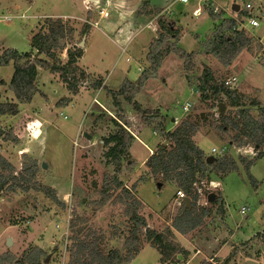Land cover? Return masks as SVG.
<instances>
[{
    "label": "rangeland",
    "instance_id": "374dc122",
    "mask_svg": "<svg viewBox=\"0 0 264 264\" xmlns=\"http://www.w3.org/2000/svg\"><path fill=\"white\" fill-rule=\"evenodd\" d=\"M217 2L0 0V55L10 48L38 57L32 39L48 35L57 22L63 23L66 30L61 47L54 52L56 60L70 68L69 52L81 55L72 66L78 69L75 89L69 83L74 75H68L66 82L60 73L39 67L37 94L29 103L20 102L11 87L13 66L0 69V80L5 82L0 87L1 103L17 104L20 109L16 117H0V157L11 167L7 166L4 174L18 180L23 176L22 185L29 188L28 192L16 190L12 181L0 192V257L21 264L39 248L47 252L45 264H78L80 241L97 246L103 257L115 251L126 254L133 222L126 216L128 206L117 201L123 189H116L114 166L105 157L110 146L106 147L104 140L117 132L112 122L118 115L113 92L126 80L137 81L150 68L148 55L159 37L162 19L175 22L180 48L188 54L197 53L196 69L188 72L184 62L171 54L163 61L158 77L134 93L133 100L147 114L158 113L168 119L171 130L185 122L195 125L197 133L192 140L196 151L204 156L188 160L170 180L153 176L147 166L149 158L164 144L172 149L174 142L167 143L154 127L143 128L142 114L122 97L123 108L118 112L141 133L136 132L130 150L132 169L124 164L119 181L141 203L139 215L147 220L148 228L163 233L168 228L174 230V220L182 209L176 194L191 180L190 161H195L200 168L196 179L205 183L204 199L210 194L216 199L221 197L226 213L220 214L213 203L205 214L195 206L199 214L195 222H201L184 233L174 230L176 244L187 254H177L175 262L169 264H246L248 259L264 264V158L258 159L264 149L259 152L231 144L229 137L235 132L222 134L219 127L225 124L222 118L235 117L238 110L230 106L225 95L205 100L201 92L206 69L212 71L219 85L235 76L238 82L231 90L238 93L254 119L264 114V27L252 29L244 16L239 17L251 4L255 7L254 17L264 22V0ZM234 6L240 7L239 13L233 11ZM197 8H202L200 17L193 14ZM211 10L238 22L237 29L227 32V37L242 31L243 41L249 42L229 67L212 54H205L203 48L214 37ZM87 27L89 34L84 36ZM38 58L53 61L44 54ZM187 102L192 108L184 113ZM37 130L41 135L35 139ZM76 141L78 148L74 146ZM214 149L221 155L214 156ZM209 156L217 159L214 164L207 163ZM242 158L254 162L250 173L260 183L258 190L249 183ZM223 160L235 161L239 173L218 174L217 164ZM35 185L52 189L66 206L33 190ZM107 186L110 189L105 192ZM243 207L247 208L245 216L240 213ZM140 243L142 250L131 264H162L160 252L148 243L145 231ZM226 244L230 250L221 253Z\"/></svg>",
    "mask_w": 264,
    "mask_h": 264
},
{
    "label": "trees",
    "instance_id": "16d2710c",
    "mask_svg": "<svg viewBox=\"0 0 264 264\" xmlns=\"http://www.w3.org/2000/svg\"><path fill=\"white\" fill-rule=\"evenodd\" d=\"M239 17H245L247 13L241 11ZM211 19L214 23H220L217 30L214 33L213 39H210L203 46L205 54H212L214 57L218 58L221 62L226 63V66H230L233 57L237 56L244 46L249 44L245 39V35L242 31L234 32V36L227 37V32H232L237 29L238 22L236 20L224 19V15H218L214 10L210 11ZM159 37L152 43L150 54L148 55V61L150 63V68L146 70L137 81L132 82L126 80L124 84L120 87L117 92H113L114 106L118 110L123 108V97L124 101L132 106L142 114L140 125L143 128H152L160 133V137L166 139L168 142H174V147L168 148L166 144L162 145L159 152L152 155L147 166L151 170V173L155 177H161L164 180H170L173 174L181 167V165L188 161L199 160L203 157V153L196 151V145L192 140L197 129L195 125L188 122L183 123L181 126L174 130L169 127V120L162 117L160 114L155 113L151 116L146 112L142 111L140 105L134 102V93L140 92L145 84L152 79L158 77L159 70L163 61L171 54L176 55L179 59L184 62V67L188 72H193L196 69V55L197 53L188 54L185 50L180 48L178 40V30L174 31L175 22L172 20L163 21L159 20ZM84 36L89 34L90 27H87ZM65 27L63 23L57 22L52 25L51 31L48 35H37L32 41V48L39 56L41 54L47 55L53 61H48L45 59H40L33 55V53H20L15 49H7L3 51L0 55V69L13 66L15 74L11 81V87L15 93L16 98L20 102H31L34 95L37 94L36 81L38 77V68L50 71L52 73H60L64 80L67 82L68 75H74L71 80L70 86L75 89V84L78 81L75 79V74L77 73V67H72L77 64L78 59L81 58L79 53L69 52V62L67 67H62L60 63L56 60L55 50L61 47V40L64 39ZM81 52V50H80ZM232 57H229V56ZM229 57V60L227 58ZM228 60V61H227ZM84 75L80 74V79H83ZM5 82L0 80V87L4 86ZM102 85L98 89H101ZM202 96L205 100L211 98H222V95L228 97L230 101V106L238 110L235 117H225L222 121L225 123L220 128L222 134H227L230 130L235 132L236 135L229 137L231 144H236L238 147H253L257 151L261 152L264 149V114L259 118L254 119L251 115L250 109L243 103L241 97L235 91L230 88L225 87L224 83L216 84V79L210 69H206L202 76L201 85ZM0 94V117H16L20 114V109L17 104L13 103H1ZM222 101V100H221ZM257 106V103L254 104ZM116 118L112 119L115 127H117V132H115L111 137L104 140V145L109 147L108 152L105 157L110 165L114 166L115 175L113 180L116 183V189H123V196L120 195L117 198L118 202L126 204L128 209L126 211V216L131 218L133 222L130 237L126 241L125 250L126 254L122 255L119 251H115L103 257L100 251L97 250V246L94 244H88L86 242L80 241L78 245L76 256H78V264H131V262L136 258L138 253L142 250L140 237L143 232H146V239L148 243L155 249H157L161 254L162 264H169L175 262V257L179 253L187 254L182 251L179 245L176 244L175 231L179 233H184L188 230L195 228L199 222H195L199 214L196 212L195 206L187 209L183 207L180 209V214L174 220V230L168 228L165 232L159 233L156 230L148 228L147 220L139 215L140 202L138 199L133 197L132 192L127 188L123 187V184L119 181V176L123 172L124 164L128 166V169H132L131 154L130 150L135 140L136 132L141 133V129H133V125L118 112ZM264 113V111H263ZM162 118V119H161ZM229 135V134H228ZM264 158V153L259 155V160ZM242 164L245 165V171L247 172L249 183L253 189L258 190L260 188L259 181L251 175L250 171L254 165V162H249L246 159H241ZM191 161L190 167L191 171L198 174L197 166ZM217 173L223 175H230L232 173H239V166L233 160H223L219 161L217 164ZM8 163L5 159L0 157V192H2L12 181H15L16 190H23L25 192L29 191L28 187H23L22 180H18L15 176H6L4 171L7 168ZM12 174V173H11ZM197 181L194 178L185 187L186 193L189 195L192 191V184ZM33 190L42 192L46 197L50 198L53 203L64 206L60 203L56 197V193L52 189H45L40 186L32 187ZM110 187L107 186V191ZM213 205L219 208L220 214L225 215L224 202L221 197L213 202ZM66 206V205H65ZM64 206V207H65ZM47 257V252L43 249H35L30 254H28L21 264H45V259ZM0 264H17L15 260L9 259L8 257H0Z\"/></svg>",
    "mask_w": 264,
    "mask_h": 264
},
{
    "label": "built area",
    "instance_id": "2783aa9c",
    "mask_svg": "<svg viewBox=\"0 0 264 264\" xmlns=\"http://www.w3.org/2000/svg\"><path fill=\"white\" fill-rule=\"evenodd\" d=\"M190 1L191 0H176L177 3H181V4H188ZM202 1H207V0H202ZM200 11L201 10H195L194 14L198 16V15H200ZM244 11L247 13V15L244 18L247 21V24L252 29H259L261 27H264V22H262L261 20H259L256 17H254V15H253L254 11H255V7L254 6H252L251 4H247ZM263 19H264V17H263ZM237 82H238V78L234 76V77L229 78L228 80H226L224 82V84H225V87L232 89L237 84ZM94 102H96L101 107V103L97 102V100H94ZM191 108H192L191 103L187 102L183 106L184 113H188L191 110ZM74 146H75V148H78V146H79L78 142L75 143ZM217 152L218 151L216 149H214L212 151L214 156L221 155L220 152L219 153H217ZM216 154H218V155H216ZM186 162H184V163H186ZM197 170H200V168H197ZM176 172L173 174V176L176 174ZM190 176H191L190 177L191 180L189 182H191L194 178H197L196 177V173H194V172H191ZM172 177L170 179H172ZM189 182L187 183V185L189 184ZM187 185L183 186L182 189L177 192V194H176L177 205L179 207H181V208L185 207V199L189 198L190 201H191L192 206H197V207L201 208V210H202L201 214H205L206 212H209V209H208L209 204H210L209 198L208 199H204V193H203V189L205 187V183L203 181H195L192 184V191H191V193L189 195L184 190ZM240 213H241L242 216H245L247 214V208L243 207L241 209ZM262 259H264V254L262 255ZM253 261L258 263V264H261V262H259L257 260H253Z\"/></svg>",
    "mask_w": 264,
    "mask_h": 264
},
{
    "label": "water",
    "instance_id": "95a60500",
    "mask_svg": "<svg viewBox=\"0 0 264 264\" xmlns=\"http://www.w3.org/2000/svg\"><path fill=\"white\" fill-rule=\"evenodd\" d=\"M233 11L235 12V13H239L240 12V7L239 6H234L233 7ZM85 40V39H84ZM84 46V42H83V44H82V47ZM220 108H221V113H224V111H225V106H224V104H221L220 105ZM216 158L214 157V156H209L208 158H207V163L208 164H214L215 162H216ZM43 168L44 169H47V165L46 164H44L43 165ZM216 195H214V194H210L209 195V202L210 203H213L214 201H215V199H216ZM185 207L187 208V209H190V208H192V204H191V201H190V199L189 198H186L185 199ZM8 247H10L11 246V242L10 241H8ZM246 264H258V263H256V262H254V261H252V260H249V261H247V263Z\"/></svg>",
    "mask_w": 264,
    "mask_h": 264
},
{
    "label": "crops",
    "instance_id": "0c3cea01",
    "mask_svg": "<svg viewBox=\"0 0 264 264\" xmlns=\"http://www.w3.org/2000/svg\"><path fill=\"white\" fill-rule=\"evenodd\" d=\"M208 1V0H207ZM206 1V2H207ZM202 2H204V1H202ZM199 4H200V2H198ZM216 3L218 4V2H217V0H216ZM213 4V3H212ZM201 5H202V3H201ZM197 10H201L200 11V15H198V16H195V17H200L201 16V13H202V8H197ZM194 14V13H193ZM224 18H226V17H224ZM216 28V29H215ZM217 28H218V26L216 25V23H214L213 22V28H211V31L212 32H214L215 33V31L217 30ZM215 29V30H214ZM205 41V40H204ZM203 41V42H204ZM202 41L200 42V44L201 43H203ZM6 49H10V48H6ZM20 52V51H19ZM21 53V52H20ZM244 148H247V147H244ZM226 250H230V245H228V244H226V245H224L223 247H222V249H221V253H222V251H224V252H226ZM218 254H216L215 256H217ZM221 261L222 260H224V259H220ZM250 259H248V260H246V262L247 261H249ZM253 261V260H252Z\"/></svg>",
    "mask_w": 264,
    "mask_h": 264
},
{
    "label": "bare ground",
    "instance_id": "6f19581e",
    "mask_svg": "<svg viewBox=\"0 0 264 264\" xmlns=\"http://www.w3.org/2000/svg\"><path fill=\"white\" fill-rule=\"evenodd\" d=\"M40 135H41L40 130H37V131L35 132L34 138H35V139H38V138L40 137Z\"/></svg>",
    "mask_w": 264,
    "mask_h": 264
}]
</instances>
